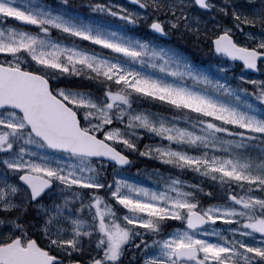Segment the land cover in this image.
<instances>
[{"label": "snow or ice", "instance_id": "6c2138e0", "mask_svg": "<svg viewBox=\"0 0 264 264\" xmlns=\"http://www.w3.org/2000/svg\"><path fill=\"white\" fill-rule=\"evenodd\" d=\"M0 264H264V0H0Z\"/></svg>", "mask_w": 264, "mask_h": 264}, {"label": "rangeland", "instance_id": "374dc122", "mask_svg": "<svg viewBox=\"0 0 264 264\" xmlns=\"http://www.w3.org/2000/svg\"><path fill=\"white\" fill-rule=\"evenodd\" d=\"M182 45V47L183 48H185L186 46H185V44H184V42L181 44ZM188 45H190V44H188ZM193 47H195V46H193V45H190L189 46V49L190 50H192V49H195V51H197V50H199V49H196V47L195 48H193ZM201 51V50H200ZM191 53V52H190ZM189 54V53H188ZM208 58V57H207ZM206 58L203 56V57H201L200 58V64H207L208 63V61H209V58L206 60ZM205 61V62H204ZM204 62V63H203ZM158 110H161V111H166L165 109H158ZM172 115H179V113H177V112H172ZM139 163H141V164H143V165H147V167L148 168H152V167H155V165H156V163H158V162H153V161H151V160H144V161H141V162H139ZM139 167H142V166H138L137 168H139ZM157 167H160V165H157ZM185 178H190V177H188V176H185ZM128 255H130V254H128Z\"/></svg>", "mask_w": 264, "mask_h": 264}]
</instances>
